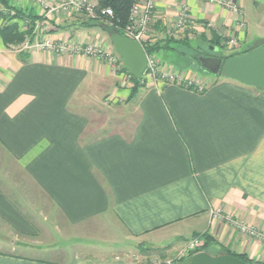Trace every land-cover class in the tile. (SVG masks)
Segmentation results:
<instances>
[{
    "label": "crops",
    "instance_id": "crops-1",
    "mask_svg": "<svg viewBox=\"0 0 264 264\" xmlns=\"http://www.w3.org/2000/svg\"><path fill=\"white\" fill-rule=\"evenodd\" d=\"M59 2L10 0L26 14L13 21L22 31L29 15L47 27L26 41L46 35L114 50L102 25L45 7ZM260 6L156 0L143 44L180 56L187 45L226 47L230 36L238 53L248 24L264 22ZM184 7L190 20L178 31ZM124 73L102 57L19 51L0 39V264H163L204 234L212 256L264 263V241L211 215L264 233V90L226 77L203 93L161 84L132 98ZM179 239L182 247L167 249Z\"/></svg>",
    "mask_w": 264,
    "mask_h": 264
},
{
    "label": "built area",
    "instance_id": "built-area-1",
    "mask_svg": "<svg viewBox=\"0 0 264 264\" xmlns=\"http://www.w3.org/2000/svg\"><path fill=\"white\" fill-rule=\"evenodd\" d=\"M211 3H216L218 0H205ZM156 0H137L131 8L129 23L124 29V33L127 37L139 42L145 49L143 42L145 41V35L148 30L149 24L153 21V12L155 9ZM45 4V3H44ZM46 8H49L50 12L62 10L63 12H74L84 14L90 21H104L111 20L114 17V12L111 8H100L97 2L94 0H60L59 5L56 7H50L49 4H45ZM229 8L232 12L239 15L240 8L237 5H230ZM190 20V15L186 7H184L179 13V17L175 23L176 30H183ZM111 24V21H110ZM112 25V24H111ZM243 22L238 23L239 28L244 27ZM39 29L42 33L47 32L45 24L38 23L35 26L34 34ZM222 46L228 48H236L239 45L237 38L226 37L221 42ZM38 49L47 50L53 53H76L82 54L86 57H102L108 61L111 67L116 72L119 71L118 63L120 56L113 49H106L103 46L97 44H84L70 39L55 41L44 35L41 41L32 43L30 40L25 41L19 48V51ZM146 50V49H145ZM147 52V51H146ZM132 75L128 73L129 81L133 82ZM176 85L187 90H195L198 93L205 92L209 86L202 80H196L187 76L181 70L170 68L162 63V61L155 55V53H147V67L143 77L140 79V86L158 88L159 85ZM211 215L215 219L228 221L235 226L240 232L249 235L254 238H258L264 241V233L257 229L248 226L241 220L233 219L230 216L224 215L220 210H211ZM206 243L204 236H197L191 241L186 243L183 249L177 255V259L170 260L168 263L179 262L187 256L198 252Z\"/></svg>",
    "mask_w": 264,
    "mask_h": 264
},
{
    "label": "water",
    "instance_id": "water-1",
    "mask_svg": "<svg viewBox=\"0 0 264 264\" xmlns=\"http://www.w3.org/2000/svg\"><path fill=\"white\" fill-rule=\"evenodd\" d=\"M115 52L120 56L124 69L140 80L147 67V52L141 43L124 35L117 27L104 26ZM200 66L206 71L233 78L246 85L264 90V37L256 40L246 50L226 56L216 52L212 56H200ZM163 264H169L168 262ZM171 264H249L233 255L212 256L202 250Z\"/></svg>",
    "mask_w": 264,
    "mask_h": 264
},
{
    "label": "trees",
    "instance_id": "trees-1",
    "mask_svg": "<svg viewBox=\"0 0 264 264\" xmlns=\"http://www.w3.org/2000/svg\"><path fill=\"white\" fill-rule=\"evenodd\" d=\"M137 0H98V6L100 8H111L114 12V17L111 19V26L117 27L124 35V29L129 23V17L131 8L134 5V3ZM7 9V10H0V39L2 40L3 44L6 47L16 45L19 46L23 44L26 41L27 36L34 37V29H35V22L36 18L32 16H28L31 21H29V28L26 31H22L20 27L18 26L17 22H13L15 19L17 20H24V17L26 14L11 5L10 0H0V8ZM8 11L9 13L7 14ZM90 21V20H89ZM91 25H108V23L104 21H90ZM165 48V46H161L160 44H155L152 46H147L145 49L147 53H157L161 49ZM166 49V48H165ZM194 49V48H193ZM184 55V54H183ZM200 56H209L208 54H204L202 52H199L198 49H194V54L191 55L192 58H194L196 61L199 62ZM189 57V56H188ZM122 62V60L120 59ZM200 65V62L198 63ZM122 72H127L124 67L122 66L121 69ZM128 73V72H127ZM135 86L132 89V98L135 97V95L138 93L139 87H140V80L132 78ZM194 92H197L195 90H191ZM198 93V92H197ZM206 239V243L204 246L199 250H207L211 243L213 242V238L207 234L203 235ZM224 253H229L227 250ZM233 256L248 262L249 264H264L263 262H258L251 260L248 256L244 254H235L232 253ZM181 261V260H179Z\"/></svg>",
    "mask_w": 264,
    "mask_h": 264
},
{
    "label": "rangeland",
    "instance_id": "rangeland-1",
    "mask_svg": "<svg viewBox=\"0 0 264 264\" xmlns=\"http://www.w3.org/2000/svg\"><path fill=\"white\" fill-rule=\"evenodd\" d=\"M258 10H260V13H262V10H264V8L262 9L260 6L258 8ZM6 12H7V14L9 13L8 11H6ZM255 21H258V20L255 19ZM104 22L111 25L109 20H104ZM248 26H249L248 29H249L251 39L254 38V35L252 33H254L255 31L257 33H259L260 35H264V22H261L260 26L255 25L254 23L248 24ZM251 39H248L245 42H242L240 52L246 50L250 45H252L255 42V41L253 42ZM21 45H19V46L12 45V48H15V47L19 48ZM192 46H194V45L192 44ZM186 47L187 48H185L186 49L185 52H183L184 56L183 55H180V56L172 55V54H168V53H164V52H157V53H155V55L162 61V63H165L170 68L181 70L184 74L189 75L196 80L200 79L204 82H211L212 79L226 78L224 76L220 77V76L214 75V74L210 73L209 71H206L204 68H202L198 64L199 62L190 56V55L194 54L193 49L189 45H187ZM8 48L10 49V46ZM205 48H206V50L204 51L205 52L204 54H212L213 52L216 51L218 53H223L226 56H230V55L237 53L236 50L228 49L227 47H218L215 49V51H211L207 47H205ZM118 66H119V70L121 71L122 66H123L121 61H119ZM123 78H124V81H129L127 72L124 73ZM230 79L235 80L233 78H230ZM236 81L239 82L238 80H236ZM127 86L134 87L135 84H134V82L131 81L130 83L127 82ZM142 88H145V87H142ZM181 241H184V240L179 239V240H175V241L170 242V244H168L167 249H169L170 247H173V246L182 247L181 245L183 242H181ZM157 251H160V249H158ZM179 252H180L179 250L174 251V259H177V255ZM211 252L214 253V249H212Z\"/></svg>",
    "mask_w": 264,
    "mask_h": 264
},
{
    "label": "flooded vegetation",
    "instance_id": "flooded-vegetation-1",
    "mask_svg": "<svg viewBox=\"0 0 264 264\" xmlns=\"http://www.w3.org/2000/svg\"><path fill=\"white\" fill-rule=\"evenodd\" d=\"M208 55H212V56H214V55H216V53H212V54H208ZM174 263H176V262H174Z\"/></svg>",
    "mask_w": 264,
    "mask_h": 264
}]
</instances>
